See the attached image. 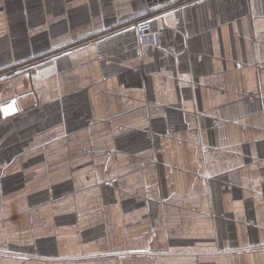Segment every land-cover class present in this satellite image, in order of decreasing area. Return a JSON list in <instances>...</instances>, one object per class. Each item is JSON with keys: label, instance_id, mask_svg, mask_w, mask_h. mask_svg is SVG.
I'll return each instance as SVG.
<instances>
[{"label": "crops", "instance_id": "crops-1", "mask_svg": "<svg viewBox=\"0 0 264 264\" xmlns=\"http://www.w3.org/2000/svg\"><path fill=\"white\" fill-rule=\"evenodd\" d=\"M13 103L0 264H264V0H0Z\"/></svg>", "mask_w": 264, "mask_h": 264}, {"label": "built area", "instance_id": "built-area-1", "mask_svg": "<svg viewBox=\"0 0 264 264\" xmlns=\"http://www.w3.org/2000/svg\"><path fill=\"white\" fill-rule=\"evenodd\" d=\"M200 0H143L146 9L149 13L156 11L157 9L164 8L174 4L180 3H193ZM159 40V34H147L145 32L139 33V41L142 45H157ZM254 96V94H251Z\"/></svg>", "mask_w": 264, "mask_h": 264}, {"label": "snow or ice", "instance_id": "snow-or-ice-1", "mask_svg": "<svg viewBox=\"0 0 264 264\" xmlns=\"http://www.w3.org/2000/svg\"><path fill=\"white\" fill-rule=\"evenodd\" d=\"M16 111H18V109L15 107L14 103L8 107L0 108V112H3L5 117L15 113Z\"/></svg>", "mask_w": 264, "mask_h": 264}]
</instances>
